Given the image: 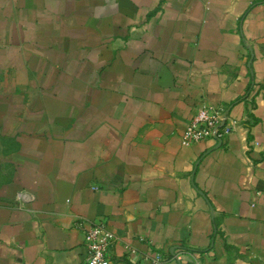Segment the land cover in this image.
<instances>
[{
  "label": "crops",
  "instance_id": "obj_1",
  "mask_svg": "<svg viewBox=\"0 0 264 264\" xmlns=\"http://www.w3.org/2000/svg\"><path fill=\"white\" fill-rule=\"evenodd\" d=\"M202 103L235 131L185 146ZM100 219L110 264H264V0H0V264Z\"/></svg>",
  "mask_w": 264,
  "mask_h": 264
},
{
  "label": "built area",
  "instance_id": "obj_2",
  "mask_svg": "<svg viewBox=\"0 0 264 264\" xmlns=\"http://www.w3.org/2000/svg\"><path fill=\"white\" fill-rule=\"evenodd\" d=\"M236 124L237 121L224 107L202 103L190 120L182 143L191 146L210 138L223 140L235 131ZM78 225L85 230L90 253L87 264H110L109 249L116 239V233L109 228L106 220H87ZM156 260L161 261V256L158 255Z\"/></svg>",
  "mask_w": 264,
  "mask_h": 264
}]
</instances>
